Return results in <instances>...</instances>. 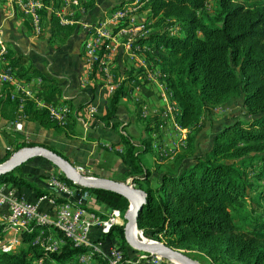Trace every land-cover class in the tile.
Listing matches in <instances>:
<instances>
[{"label":"trees","instance_id":"obj_1","mask_svg":"<svg viewBox=\"0 0 264 264\" xmlns=\"http://www.w3.org/2000/svg\"><path fill=\"white\" fill-rule=\"evenodd\" d=\"M49 1L44 0L47 4ZM129 2L113 6L110 13ZM142 2L148 20L153 23L149 33L134 38V48L148 45L154 51L155 56H148L162 71L180 109L177 120L190 129V134L187 148L174 160V167L165 170L158 167L156 171L147 168L141 158L151 152V143L146 140L145 150L141 151L129 136L121 135V143L126 146L121 156L126 173L121 182L133 178L134 186L148 196L138 228L146 238L165 241L203 264H264V207L259 211L254 206L255 203L259 206L264 197V192L256 191L264 183V3L217 0L211 9V0ZM84 6L86 10L94 9L93 0ZM46 15L42 12V19ZM51 19L50 42H65L75 28L62 27L54 15ZM107 45L104 44L100 56L108 52ZM7 58L11 61L9 68L21 79L42 77L45 86L41 97L48 105L57 104L55 93H61L62 89L55 79L46 76L35 64L27 66L25 56H15L10 51ZM98 66L97 63L95 67ZM115 72L120 75L122 70L117 68ZM126 88L123 85L111 96L105 120L117 118L121 99L127 95ZM233 99L241 100L245 115L236 118L229 114L231 119L218 129L209 150L204 152L199 143L200 131L206 126V122L202 123L204 116L209 113L211 120L214 109L227 106ZM0 106L6 119L16 118L19 103L12 101L9 94L0 100ZM23 113L43 128L70 139L81 134L77 113L61 124L51 118L46 108L38 109L32 100L26 102ZM33 146L37 145L19 144L7 152L0 164L19 150ZM42 147L68 160L51 148ZM46 161L62 181L74 185ZM26 164L1 176L0 184L10 183L18 189L26 187L38 196L44 195L26 178L30 174L23 173ZM81 188L90 191L107 210L117 209L124 214L130 207L129 200L117 193ZM3 229L0 226L1 233ZM34 229L18 233L23 247L17 253L0 252V264H63L86 251L68 241L59 253H48L33 244L38 228ZM107 240L120 246L127 256L136 253L125 240L124 225L114 227ZM189 252H197L201 259ZM99 264L106 262L99 259Z\"/></svg>","mask_w":264,"mask_h":264},{"label":"crops","instance_id":"obj_2","mask_svg":"<svg viewBox=\"0 0 264 264\" xmlns=\"http://www.w3.org/2000/svg\"><path fill=\"white\" fill-rule=\"evenodd\" d=\"M21 1L0 0V73L10 67L11 61L7 55L13 51L15 56H25L27 66L35 64L46 76L55 79L62 92L55 93L57 104L48 105L44 97H41L45 86L42 77L36 76L26 81L16 75L15 82L3 87L0 100L9 94L11 100L17 101L19 106L14 120L6 119L0 106V160L19 144L34 143L61 153L77 169H83L89 176L91 173H97L100 177L121 181L126 173L121 158L126 152V146L121 143V135L129 136L132 142L143 151L146 140L152 146L158 131L155 120L145 124V120L141 118L140 108L143 104L148 105L152 117L160 110L161 104L158 87L153 81L149 82L139 60H147L156 72L161 70L159 66L150 61L148 54H154L150 46L143 45L145 50L137 51L136 56L138 57H133L125 46L127 37L119 36L117 33L119 27L115 24L108 25L107 33L110 38L105 43L108 44L106 48L108 46L109 48L104 56L126 75L144 74L147 85L141 91H133L127 87V95L121 99L117 118L107 121L105 117L110 105L109 100L113 94L107 93L105 78L99 72L98 67L92 68L88 65L85 45L87 41L92 40L91 34L94 29L106 20L107 15L110 14V8L124 2L130 1L120 7L126 13L129 11L130 21L135 24L152 25L153 22L148 20L147 12L143 10L145 3L142 0H93L94 9L86 10L84 5L92 0H50L48 4L44 0H39L43 7L38 10L41 24L40 29H36L31 15L22 7ZM76 1L79 5H76ZM44 11L47 15L42 19ZM52 15L57 18L62 27L75 28L74 33L63 43L50 42L53 27ZM135 50H142V46L135 47ZM22 87L30 91L32 97L23 95ZM28 100L34 101L38 109L56 106L59 111L66 114V122L71 114L77 113L80 125L78 130L81 134L70 139L66 135L58 134L52 129H45L29 120L23 113ZM235 109L227 114L235 115L237 113V111L234 112ZM139 121L143 123H140L142 128L139 138H136L135 132ZM14 122L22 125L21 131L11 127V123ZM115 123H118L116 127ZM148 153L154 155L153 146L151 152ZM174 160L163 163L155 160L154 166L149 169L156 171L160 167V170H165L164 167L168 165L166 163L174 162ZM56 172L44 158H36L24 166L23 173L30 174L26 178L45 192L42 196H38L36 192L26 187L18 189L10 183H4V185L6 190H15L26 201L40 203L42 211L54 217L56 210L49 201L50 197H55L57 202L65 200L50 186V175L57 174ZM127 182L133 184V178H129ZM88 207L104 217L109 216L115 210H107L95 199L89 202ZM7 216L6 208L0 210V226H3ZM122 222L119 226L123 225ZM2 235L0 232V236ZM5 235L11 237L15 235V232L9 230ZM22 247L20 243L17 246V252Z\"/></svg>","mask_w":264,"mask_h":264},{"label":"built area","instance_id":"obj_3","mask_svg":"<svg viewBox=\"0 0 264 264\" xmlns=\"http://www.w3.org/2000/svg\"><path fill=\"white\" fill-rule=\"evenodd\" d=\"M75 3L79 5L77 1ZM21 5L31 15L34 27L40 29L41 18L38 10L43 7L42 3L39 0H22ZM110 24L119 27L117 31L119 36L127 37L125 46L133 57H138L136 56L137 51L145 50L144 47L142 50L132 48V40L134 36L149 33V25L135 24L129 20V11L120 13L118 9L107 15L106 20L94 29L91 34L92 40L86 42L87 63L92 68L98 63L99 72L105 78V88L109 95L114 94L123 85L133 91H141L147 85L145 76L149 78V82L153 81L157 85L161 108L153 115L158 118V131L152 144L153 153L155 160L159 163L172 160L187 147L190 129L179 124L177 120L180 111L178 103L172 99V94L161 71L156 72L147 60L140 59L139 63L145 70V76L135 73L117 75L115 72L117 68L109 62V59L106 56H100L103 45L110 38L107 33V26ZM15 80L16 75L11 68L0 73V92L5 85ZM21 91L26 97H32L30 91L25 88L22 87ZM46 108L53 120L61 124L66 122V114L59 111L56 106ZM140 111L144 119L152 117L147 104H143ZM11 127L18 131L22 130V125L17 122L11 123ZM78 171L89 176L83 169H78ZM49 182L53 190L65 198L63 202H57L55 197H50L49 201L56 210L54 217L42 211L40 203L26 201L15 190H6L5 185L0 187V210L6 208L8 211L3 224V235L0 236L1 253H17V246L21 243L18 233L25 229L33 232L34 227H37L33 244L40 246L48 253H59L68 241L74 247L86 250L75 259L63 264H99V259L104 260L106 264H171L161 257L145 253H134L127 256L120 246L107 240L113 228L123 221L120 210L115 209L109 216L104 217L89 209V202L94 199L90 191L65 183L58 174H51ZM9 230H13L15 235L6 236L5 233ZM139 232L143 234L142 231L139 230Z\"/></svg>","mask_w":264,"mask_h":264},{"label":"water","instance_id":"obj_4","mask_svg":"<svg viewBox=\"0 0 264 264\" xmlns=\"http://www.w3.org/2000/svg\"><path fill=\"white\" fill-rule=\"evenodd\" d=\"M42 157L55 165L74 185L87 189L106 190L127 198L130 207L125 213L124 234L128 246L135 252L163 258L171 264H203L183 250L170 247L163 241L146 238L139 232L140 214L147 204V193L130 182H121L103 177L86 176L80 173L68 160L52 150L41 146L25 147L0 164V177L14 172L34 158Z\"/></svg>","mask_w":264,"mask_h":264},{"label":"rangeland","instance_id":"obj_5","mask_svg":"<svg viewBox=\"0 0 264 264\" xmlns=\"http://www.w3.org/2000/svg\"><path fill=\"white\" fill-rule=\"evenodd\" d=\"M215 2H217V0H211V6H212L211 9L214 8V5H215L214 3ZM258 2L264 3V0H258ZM119 10H120V13H126L123 8L122 9L120 8ZM133 40H134V38H133ZM133 40H132V48H134V41ZM136 48H138V47H136ZM150 61H151L152 64L155 63V60H153V59H150ZM241 105H242L241 100L233 99L230 102V104H228L227 106H223V107H220V108L218 107V108L214 109L213 110V118L211 119L213 121L210 120L209 113H206V115L204 116V118L202 120V123L206 122V126L200 131V135H199V143H201V147H202L204 152L209 150L210 144L212 143L214 135L218 131V129L221 128L224 125V122L229 120V118L231 119V117L227 114L228 112H230V111H232V110H234L236 108L234 112L237 111V113H235V115L233 117L239 116L240 118H242L245 115L246 111L244 109H242ZM141 118H142V120L144 119L142 116H141ZM144 120H145V124L150 123L151 120H153V121L155 120L156 123L158 122V118L157 117H152V119L150 118V119H144ZM140 123H143V122L139 121V123H138L139 126L136 127V132H135L137 134L135 136L136 138H139L140 131H141L140 129L142 128V124H140ZM129 134H131V133H129ZM184 150L182 152H184ZM176 158L177 157H175L174 159H176ZM174 159H172V160H174ZM142 161L146 165L147 168H152L154 166V163H155L154 162L155 161L154 160V155L152 153L143 154L142 155ZM166 164H168V165L166 167H164L165 169H172L174 167L172 161H170V162H168ZM3 186H4V184L1 183L0 187H3ZM260 186L261 187H259V189L256 190L258 193L264 192V183H261ZM261 204H262V207H261ZM261 204L258 206V204L255 203L254 206H257L260 209L259 211H261L263 209V207H264V197L262 198ZM124 216H125V213L122 214V219H123L122 224L125 226V222L126 221H125ZM136 253L138 254L140 252H136ZM189 253H191L192 255H194L196 257L199 256V258L201 256L197 252H189ZM202 260L205 261L204 259H202Z\"/></svg>","mask_w":264,"mask_h":264},{"label":"bare ground","instance_id":"obj_6","mask_svg":"<svg viewBox=\"0 0 264 264\" xmlns=\"http://www.w3.org/2000/svg\"><path fill=\"white\" fill-rule=\"evenodd\" d=\"M137 36H135L134 38H136Z\"/></svg>","mask_w":264,"mask_h":264}]
</instances>
